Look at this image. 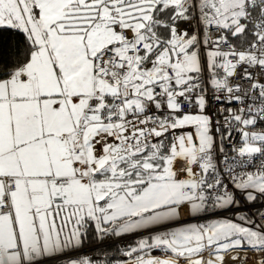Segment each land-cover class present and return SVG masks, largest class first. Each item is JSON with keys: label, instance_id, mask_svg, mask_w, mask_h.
I'll use <instances>...</instances> for the list:
<instances>
[{"label": "snow or ice", "instance_id": "snow-or-ice-1", "mask_svg": "<svg viewBox=\"0 0 264 264\" xmlns=\"http://www.w3.org/2000/svg\"><path fill=\"white\" fill-rule=\"evenodd\" d=\"M5 33L0 264H264V0H0Z\"/></svg>", "mask_w": 264, "mask_h": 264}, {"label": "trees", "instance_id": "trees-1", "mask_svg": "<svg viewBox=\"0 0 264 264\" xmlns=\"http://www.w3.org/2000/svg\"><path fill=\"white\" fill-rule=\"evenodd\" d=\"M9 38V34L5 33L4 37L0 39ZM101 242V239L90 232L82 245L81 251L84 252L81 253V256L93 258L96 264H106L109 260L112 261V264H116L120 259L119 249L116 246L99 247Z\"/></svg>", "mask_w": 264, "mask_h": 264}, {"label": "built area", "instance_id": "built-area-1", "mask_svg": "<svg viewBox=\"0 0 264 264\" xmlns=\"http://www.w3.org/2000/svg\"><path fill=\"white\" fill-rule=\"evenodd\" d=\"M252 211L255 212V209H252ZM232 215H233V213H229V216H232ZM181 219L183 222V221L187 220L188 217L186 215L183 217V213H181ZM192 222H202V221H192ZM140 238H141V234H139V233L127 235V236H124L121 238L104 237L102 239V242L99 245V247L116 246L119 250H122V249H124L130 245H134L138 241V239H140ZM83 252L84 251H81V253H83Z\"/></svg>", "mask_w": 264, "mask_h": 264}, {"label": "crops", "instance_id": "crops-1", "mask_svg": "<svg viewBox=\"0 0 264 264\" xmlns=\"http://www.w3.org/2000/svg\"><path fill=\"white\" fill-rule=\"evenodd\" d=\"M185 216V214L183 213V217ZM181 219V218H180ZM181 222H182V219H181Z\"/></svg>", "mask_w": 264, "mask_h": 264}]
</instances>
